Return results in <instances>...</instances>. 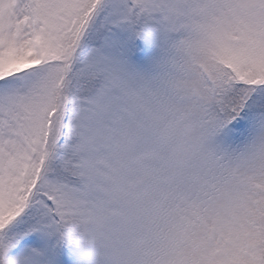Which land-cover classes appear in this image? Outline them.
I'll use <instances>...</instances> for the list:
<instances>
[{
	"label": "snow or ice",
	"instance_id": "obj_1",
	"mask_svg": "<svg viewBox=\"0 0 264 264\" xmlns=\"http://www.w3.org/2000/svg\"><path fill=\"white\" fill-rule=\"evenodd\" d=\"M0 264H264V0H0Z\"/></svg>",
	"mask_w": 264,
	"mask_h": 264
}]
</instances>
